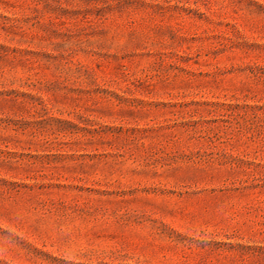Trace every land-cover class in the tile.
I'll list each match as a JSON object with an SVG mask.
<instances>
[{
  "label": "rangeland",
  "instance_id": "1",
  "mask_svg": "<svg viewBox=\"0 0 264 264\" xmlns=\"http://www.w3.org/2000/svg\"><path fill=\"white\" fill-rule=\"evenodd\" d=\"M12 1L14 3H10L16 8L0 5V22L22 29L41 45L26 46L10 41L0 33V55L4 56V60L15 62L22 57L26 59L27 55L21 50L34 52L25 69H18L9 62L0 67V99L16 98L12 95L15 91L36 96L33 102L36 109L25 110L23 113H38L29 120L38 118L44 122L40 127L19 130V126L15 127L14 123L17 119L11 114L14 110L0 104V134L21 136L24 132L31 131L28 135L34 140L47 145L55 144V148L62 147L59 150L53 148L50 153L60 156L45 160L47 166L79 161L80 152H69L63 149V144L81 141L80 135L76 136L48 121L51 116L76 121L71 115L57 114L63 113L60 109L58 112L51 109L48 103L50 93L73 95V92L84 90L98 91L100 93L97 97H106L99 89L112 91L122 97L119 102L109 98V102L118 108H135L143 112L156 109V105L160 103L170 109H176L177 103L188 101L224 104L201 107L207 114L199 113L194 116L186 113L180 117L158 118L152 123L138 125L139 128H169L176 120L182 126V131H191L197 137L204 136L205 144L188 149L177 140L130 144L124 151H106L110 160L148 170L185 163H218L224 157V153H221L222 144L241 141L250 145L254 151L248 153V161L264 163V101L253 98L246 92L249 90H241L236 85L240 81L250 88L264 86V80L259 81L253 77L256 73L264 75V61L257 63L260 68H254L257 70L252 74L248 68L252 66L251 63L220 66L215 71L217 78L230 87L226 88L230 89L229 92L219 91L213 95L170 92L175 83L184 79L203 80L201 77L181 73L179 64L172 63L176 60L175 54L189 59L196 56L204 59L208 54L207 48L187 54L178 48V45L187 43L190 38L207 39L220 34L230 40L231 45L243 42L264 45V0H33L37 2L35 6L28 5L31 0ZM238 21L243 22L247 29ZM124 61H128V65H121ZM183 68L190 70L185 66ZM98 69L106 77L108 73H127L128 81L132 83L148 81L158 83L159 88L153 90V96L142 98L134 89L110 86L101 79ZM244 70L248 75L246 79L241 78ZM78 97L85 101L82 95L79 94ZM25 102L28 103L26 100ZM113 105L111 106L114 107ZM68 111L72 113L71 110ZM103 124L114 127L134 126L111 122ZM124 135L126 137L128 133ZM16 151L0 144L1 159L13 161V156L9 154ZM259 151L263 158L260 157L261 154L258 155ZM112 154L116 156L112 157ZM7 170L8 168L3 167V171H0V188L11 199L17 200L19 197L17 192L12 191L17 187L4 181L18 184L47 185L51 182L78 185L103 192L106 195L102 198L107 201L96 205L82 199L26 202L29 212L34 215L48 210L53 217L74 215L80 217L82 222L76 221L64 226L62 231L70 235L72 243L69 248H54L37 241L24 231L25 227L21 230L15 224L22 227L23 223L1 219L0 264H168L171 258L180 255L172 254L170 248L166 247V236L171 233L155 221L156 217L137 211L141 209L140 206L131 204L126 207L112 201L121 198L124 192L135 189L161 198L170 196L179 189H173L170 185L127 184L124 178L107 171L92 172L90 178L81 181L72 178H38L34 181L12 174L10 176L5 173ZM247 183L254 184L251 179ZM201 189L207 188L199 186L197 190ZM91 195L96 196L93 192ZM42 216L43 214L37 215L39 220H42ZM23 222L27 223L26 218ZM43 222L40 221L43 229L53 233L58 231L56 225ZM171 228L176 229L173 225ZM45 237L51 241L49 236Z\"/></svg>",
  "mask_w": 264,
  "mask_h": 264
},
{
  "label": "trees",
  "instance_id": "2",
  "mask_svg": "<svg viewBox=\"0 0 264 264\" xmlns=\"http://www.w3.org/2000/svg\"><path fill=\"white\" fill-rule=\"evenodd\" d=\"M10 2L14 3L12 0H0V5L16 8ZM36 4L37 2L33 0L28 3L32 6ZM238 23L247 29L243 22L238 21ZM0 33L10 41L26 46L41 45L22 29L8 26L2 22H0ZM178 48L185 54L200 48H207L209 51L204 59L199 56L189 59L187 56L174 55L176 60L172 63L179 64L181 73L201 77L203 80L184 79L175 83L170 92H191L206 95H213L219 91L229 92L230 89L226 88L230 87L217 78L215 71L220 66L235 63L244 64L245 62L249 65L251 63L252 66H248V68L252 74V72L256 73L257 69L254 68H260L257 63L264 61V45L247 42L231 45L230 40L223 38L220 34L212 35L207 39L190 38L187 43L178 45ZM21 51L27 55L26 59L22 57L15 62L4 60V56L0 55V67L9 62L11 65H16L18 69H25L34 52ZM128 63V61H124L121 65H128ZM183 66L190 70L184 69ZM98 70L101 79L108 82L110 86H126L129 89H134V92L142 98L153 96L155 94L153 90L159 88L158 83L148 81L132 83L128 81L127 73L113 75L108 73V77H106L102 70ZM242 72L244 75L241 78L246 79L248 77L246 71ZM238 77L240 78V75ZM253 77L259 81L264 80V75L260 73L254 74ZM236 85L241 90H249L246 92L253 98L264 101V86L250 88L240 81ZM99 90L106 97H97L100 93L98 91L84 90L73 92V95L70 93H50L49 95L48 103L51 109L57 112L60 109L63 113L57 114L71 115L76 120L48 117L49 122L58 124L76 136H81V141H77L75 144H63L65 146L63 149H67L69 152L79 151L78 158L81 161L72 162V164L54 163V166H50L48 163L49 166H47L45 160L60 156L50 153L53 148L59 150L62 147L55 148L57 147L55 144L47 145L42 141L34 140L28 135L31 131L24 132V136L10 133L0 134V144L17 150L15 153L9 154L13 156V161L0 158V171L6 167L8 168L5 171L6 174L34 181L38 178L48 180L72 178L81 181L90 178L93 175L92 172L107 171L114 172L117 177L124 178L127 184L170 185L179 191L172 192L170 196L163 198L147 195L143 191L137 192L139 190L135 189L124 192L121 198L112 200L118 205L123 204L126 207H130L131 204L135 207L140 206L141 209L137 211H143L156 217L155 221L169 230L171 234L166 236L168 240L166 247L170 248L172 254L180 255L175 256L174 259L171 258L168 264H264V163L246 159L249 156L248 153H254L246 142L233 141L222 144L223 159H220L218 163L213 161L202 165L185 163L148 170L124 165L122 162H115L106 156L108 155L106 151H124L130 144L140 143L143 145L154 141L177 140L187 149L205 144L204 136L197 137L191 131H182V126L176 120L169 128H139L138 125L152 123L158 118L180 117L186 113L194 116L199 113L207 114V111L200 108L207 105L224 106V104L209 101H188L177 103L175 104L177 105L176 109H170L160 103V105H156V109L143 112L135 108H118L117 105H113L109 101L112 99L114 102H119L122 97L106 89ZM79 94L85 101L80 100ZM12 95L16 98L0 99V104L10 106L14 110L11 114L14 119H17L16 122L14 121L15 127L18 125L17 129L19 130H30L33 128L32 126H42L43 119L29 120L30 117L33 118L38 113H23L25 110L36 109L33 106L36 96L18 91ZM140 101H136V103ZM107 122L133 124L134 126L114 127L103 124ZM20 123L23 125L21 126ZM122 131L123 134H121ZM125 133H128L126 137ZM259 154L263 158L262 152L259 151ZM114 156L116 155L112 154V157ZM249 179L254 184L247 183ZM4 182L12 187L16 186L17 188H13L12 191L17 192L19 197L16 198L17 200L6 197L0 188V220L7 218L17 221L19 224L23 223L22 227L15 224L21 230L25 227L24 231H27L37 241H42L44 245L54 248H63L64 246L69 248L72 245L69 240L70 235L62 230L70 223L82 222V219L74 215L53 217L48 210L34 215L33 212H29L26 202L42 203L45 199L51 201L82 199L92 201L96 205L107 201L102 198L106 195L103 192L78 185L51 182L47 185ZM236 183L238 185H235ZM199 186L207 189L197 190ZM92 192L96 196L91 195ZM212 203L213 205H209ZM40 214H43L40 217L42 220L37 217ZM25 218L26 224L23 222ZM40 221L56 225L58 231L53 233L43 229ZM169 224L175 226L176 229L171 228ZM45 236H49L51 241Z\"/></svg>",
  "mask_w": 264,
  "mask_h": 264
}]
</instances>
